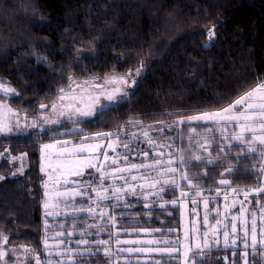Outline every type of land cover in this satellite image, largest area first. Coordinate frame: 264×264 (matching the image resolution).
I'll return each instance as SVG.
<instances>
[{"label": "trees", "instance_id": "1", "mask_svg": "<svg viewBox=\"0 0 264 264\" xmlns=\"http://www.w3.org/2000/svg\"><path fill=\"white\" fill-rule=\"evenodd\" d=\"M210 29L215 32L212 43ZM141 62L144 73L118 107L106 106L76 124L62 122L52 129L0 136V154L8 150L27 157L21 175H12L8 161L0 160V175L6 177L0 181V231L9 243L39 252L44 247L42 143L61 137L79 140L135 124H171L180 116L226 107L260 82L264 0H0V80L15 90L8 102L20 110L34 113L41 103L50 105L57 90L72 80L123 75ZM182 126L187 131L209 124ZM61 130L65 133L59 134ZM219 144L215 141L212 148ZM233 145L227 159L216 165L185 166L196 187L212 191L221 179L240 188L259 183L258 153H242L239 144ZM211 155L215 158L217 153ZM227 167L234 170L226 173ZM259 197L264 201V194ZM144 204L140 199L120 206L119 227L166 232L177 226L178 205L156 202L145 208ZM232 251L229 247L198 251L193 261L241 264L239 251L231 255ZM106 259V254L92 257L96 264H106ZM167 262L160 257L149 264Z\"/></svg>", "mask_w": 264, "mask_h": 264}, {"label": "rangeland", "instance_id": "2", "mask_svg": "<svg viewBox=\"0 0 264 264\" xmlns=\"http://www.w3.org/2000/svg\"><path fill=\"white\" fill-rule=\"evenodd\" d=\"M136 69L132 71L134 72ZM144 71L145 69L143 68L141 75ZM126 73H129V71ZM112 76H107L106 78H111ZM106 78L87 80V84L84 83L85 81L76 82L72 80L70 85L73 91H69V96H75L76 99L73 100L70 98L64 101V103H75L78 106L86 104L88 102L89 92L95 94L96 87L91 86L93 83L102 84V86L109 91L113 87L118 86L106 83ZM0 83H3L5 86L9 85L2 80H0ZM78 83L82 88L74 87ZM68 87L66 89H68ZM132 89L133 88L129 89V92ZM11 93L0 90V104H2V106H0V123H7L9 126L13 127L14 131L11 133L0 132V136L19 133L15 130L17 123H19L21 127L42 123L43 116H49L52 119L58 118L60 124L62 122H73V120L78 121L86 118L75 116L72 117V119H69L67 115L58 116L53 112L51 107L46 109L38 108L36 112L28 113L14 107L8 102ZM106 106L109 105H105V107ZM175 120H177V118ZM58 125L46 124L43 128H40L39 126L34 129L26 128L25 132L44 128L52 129ZM159 125V123L155 125L135 124L128 128H121L112 132H102L100 133L101 135L99 138H97L95 134H90L85 135L79 140H73L71 137H61L54 138L44 143H54L57 140L68 141L65 146L69 149H72L81 143L93 145L99 144L101 147L95 154L98 159H94L93 163H96L98 166L104 164L103 170L105 172H112L113 168H131L132 164H152L153 161L157 159L162 160L165 163L168 159L178 160L179 153L177 152V149L182 147L186 148L188 146V133L195 128L192 127L186 131L182 125H176L169 128L170 124H167L164 126L163 132H158L156 129L160 127ZM149 126L152 127L149 128ZM226 128L227 131L221 134L218 126L209 124V126H206L203 129H195L196 135L194 136V139H203L204 135H207L209 138L215 136V141L221 143V135L227 136L233 134L234 131H237L234 124L226 125ZM143 131H149L154 143L163 146L154 147L149 145L147 143V138L143 136ZM58 133L63 134L65 132L61 130ZM133 133H135V135H132ZM181 136H183V139H181ZM85 137H87V139H84ZM109 142H115L113 148L107 147ZM214 142H212V146ZM125 143L129 145L127 148L123 146ZM233 143L237 144L236 142ZM58 150V148H54L49 151L56 152ZM105 152L109 156L108 161H104L103 159ZM145 152L148 153L147 156L143 155ZM161 152L164 154L163 156L158 155ZM169 153H172L173 155L169 156ZM256 153L259 155L260 166H257V168L260 171L261 167H264V157H261L259 151ZM22 154L25 153L12 155L8 150H4L0 154V160L4 158L8 161L11 167V174L17 173L16 175H21L26 170L27 157L26 154L23 156ZM39 154L41 167V150H39ZM125 155L128 157L127 162L123 160ZM13 157H22V159L13 160ZM69 158L74 159L75 157ZM112 160H116L117 163L112 165ZM53 163H55V161H53ZM21 165H23V170L22 172H18L17 170L21 168ZM171 167L181 166L173 164ZM160 170V168H137L131 169L130 172L121 173L120 175H123L124 180L119 179L117 176L115 178L114 186L122 187L126 180L128 184L136 185L137 194L127 195L125 199L120 202L114 200L101 201L100 209L117 217L120 206L125 207V204L130 206L132 203H135V201L140 199L144 200L147 204H155L158 202L161 204L170 203L171 205H178L180 208L179 222L177 226L170 229L171 231L168 230L165 232L153 228L124 230L119 227L117 219L115 224H109L106 222V217L105 219H100L99 216L90 217L86 212L73 213L72 208L64 207L63 202H61L59 208L55 209V212L58 214L47 216V210L44 208L46 200L49 205H54L56 203V200L54 199L56 192L65 190L58 185L53 187L52 182H48V188L46 189L44 187V200L42 204L44 212V247L42 251L39 252L24 244L9 243L7 235L0 231V234H2L0 235V252L6 253L5 256L0 257V264H37V257L39 258L40 264H58V262L68 264L70 259L69 253H71V257L78 261L79 264H96L95 260H92V257L96 256V254H105V248L108 249L106 264H149L159 260L160 257L164 258L165 261H168V264H185L186 259L187 264H194V254L198 251L217 247H229L233 249L231 255H234L235 250H238L240 256H242L241 264H264V201L259 197V195L264 194V192L254 191L255 189L264 188V172L260 171L259 183L254 187L240 188L230 186L229 183L220 184L218 182L217 187L212 191L198 188L193 182L189 185L187 180L181 179V172H177L174 178L177 181L178 187L173 188L167 186L166 190L159 196L149 195V198L146 200L144 194L156 193L159 191L157 188L149 189L148 184L153 182V179L156 177V172ZM185 170V166L181 167V171ZM89 171L95 173V169H85V173ZM43 173L45 174L44 183L47 181V176L49 174L59 176V173ZM133 176L137 177L135 181H132L131 179ZM142 177H147V180L142 179ZM167 178L168 177H162L161 179ZM60 179L63 180V177H60ZM68 179L69 181L73 179L86 180L89 179V177L87 175L83 177L69 176ZM96 183H98V180ZM142 184L144 185L143 189L139 187V185ZM112 185L113 178L109 177L105 182V186L108 187ZM70 186L74 187L75 185ZM217 189H219V191H217ZM46 191L48 192L47 197H45ZM246 192L248 193L247 196H245ZM89 194L95 199L94 192L89 191ZM172 201H175V203L173 204ZM205 201H207V207H205ZM75 204L77 207L81 204L87 207V198L76 197ZM93 206L95 207V205ZM205 217H207V219H205ZM234 217L235 220H233ZM217 221H219V223H217ZM253 221H255L257 239L260 242L257 248H253L251 244V227ZM233 223L236 225L235 233L232 232ZM88 224L94 225V227L88 229V235L82 236L81 233ZM101 228L103 230H101ZM226 231L229 233L227 246L225 245L224 237V232ZM123 233L127 235H121ZM205 234H207V236H205ZM84 239L89 241L88 245L78 244V241ZM100 240H107L109 241V244L97 245L95 242ZM205 240H207V245L205 244ZM233 240L236 241L235 244L232 243ZM117 241L120 243L118 244ZM149 241H160V243H148ZM164 241L170 243L165 244ZM197 244L200 245L199 250L196 249ZM165 247L178 248L179 252L175 256L169 257L163 252L147 251V249ZM187 248H191V251L188 253V256L185 257L184 253ZM137 249H145V251H136ZM257 251H259L258 255L256 254ZM81 252H83V255H80ZM254 255L256 256L255 258H253ZM255 260L259 263L255 262Z\"/></svg>", "mask_w": 264, "mask_h": 264}, {"label": "snow or ice", "instance_id": "3", "mask_svg": "<svg viewBox=\"0 0 264 264\" xmlns=\"http://www.w3.org/2000/svg\"><path fill=\"white\" fill-rule=\"evenodd\" d=\"M215 27V26H214ZM209 43L214 42L215 40V32L213 29H210L208 32ZM207 47V45H205ZM41 61L46 62L47 57H40ZM144 68L143 62H141V67L137 68L134 72L132 70L129 73H126L123 76H112L111 78H106V83H111L114 85H118L113 87L110 91L105 89L102 85H97L95 89V94L89 92L88 102L83 106H78L75 103L65 104L64 101L68 99L75 100V96H69V91H73L71 89V85H69L68 89L61 87L57 90L56 99L52 101V103L44 104L41 103L39 108L46 109L51 107L54 113L58 116L67 115L69 119L72 117L80 116V117H93L99 114L100 109L104 108L105 105H115L119 106L121 103L127 101L130 96L129 89L134 88L138 83V78L141 75V72ZM135 77V78H132ZM72 80L71 77H69ZM85 84L88 82L85 81ZM77 88H82L81 85L77 84ZM0 90L5 92H15L14 89L10 87H6L3 83H0ZM83 90V89H82ZM221 103L223 101H220ZM2 106V104H0ZM194 122H203L204 124L216 125L219 128L221 134L227 131L226 125L234 124L237 131H234L231 135H221V143L215 148H212V142L215 141V136L211 138L204 135L203 139H194L196 135L195 129H192L188 133V146L186 148L182 147L177 149L179 153L178 160L168 159L165 163L162 160H154L152 164H132L131 168H113L112 172H105L104 164H100L99 166L96 163H93L94 159H98L95 155L100 149L99 144H79L74 148L69 149L65 145H67L68 141H55L54 143H44L40 146L41 150V167L40 171L45 173H59V176H53L49 174L47 176V181L44 183V187L48 188V182H52L53 187L59 186L63 187L64 191H57L54 199L56 203L54 205H49V203H44V208L47 210V216H53L58 213L55 212L56 208L60 207L61 202L64 203V207H71L72 212H86L90 217L99 216L100 219H106V222L109 224H115L117 217L106 213L103 209H100L101 201H116L120 202L125 199L127 195H136L137 187L135 184H128L125 180L124 186L116 187L115 178L118 176L119 179L124 180L123 175H120L124 172H130L131 169H143L150 168L156 169L160 168L161 170L156 172V177L153 179V182L148 184L149 189L157 188L159 189L156 193H146L144 194V198L147 200L149 195L159 196L166 190L167 186L178 187L177 181L174 176L177 172H181V179L187 180L188 184L191 185L193 182V178L187 175L186 170L181 171V167L183 166H191L193 162L200 164H213L216 165L219 162L227 159V153L231 151L233 148V142H236L241 146V152L247 153L252 152L256 153L259 151L261 157H264V76L260 77V82L256 83L254 87L249 90L243 92V94L239 95L232 103H229L226 107L211 110V111H203L194 115H185L180 116L177 120L172 121L169 125V128H172L176 125H188ZM73 123L76 124V121L73 120ZM131 123V122H129ZM46 124H60V120L52 119L49 116L42 117V123L25 125L21 127L19 123H17L15 130L21 134L25 132L26 128H43ZM160 127L156 129L158 132L164 131V121L159 122ZM78 126V125H77ZM152 126H149L151 128ZM211 130V129H210ZM13 127L9 126L7 123H0V132L11 133L13 132ZM97 138L100 137V133L95 134ZM110 135V134H104ZM132 135H135L133 133ZM143 136L147 138V143L151 146H163L156 145L153 141V138L150 136L149 131H143ZM84 139H87L85 137ZM183 139V136H181ZM115 142H109L107 147L113 148ZM127 148L129 145L125 143L123 145ZM58 148L59 150L56 152H51L49 150ZM212 151L217 153L215 158H211ZM25 154H22V156ZM144 156H147L148 153H143ZM158 155L163 156L164 154L161 152ZM173 155L169 153V156ZM69 157H75L74 159H70ZM13 160L22 159V157H13ZM104 161L109 160L108 154L105 152L103 156ZM123 160L127 162L128 157L125 155ZM55 161V163H53ZM117 163L116 160H112V165ZM177 164L181 167H171V165ZM85 169H95V173L89 171L85 173ZM23 165L18 169V172H22ZM234 169L232 167L225 168L226 173L232 172ZM261 172H264V167H261ZM17 173H12V175H16ZM87 175L89 179L79 180L73 179L69 181L68 177H83ZM199 173H197L196 178H199ZM63 177V180L60 179ZM112 177L113 185L105 186L106 180ZM162 177H168L167 179H161ZM6 177L4 175H0V181L5 180ZM132 181H135L137 177L133 176ZM142 179L147 180V177H142ZM98 180V183L96 181ZM220 184H228L229 181L226 179H221L219 181ZM70 185H75L74 187ZM141 189L144 188V185H139ZM89 191L95 193V199L89 194ZM219 191V189H217ZM254 191L264 192V188L255 189ZM248 193H245L247 196ZM48 196V192H45V197ZM76 197H86L87 198V207L81 204L79 207L75 204ZM174 204L175 201H172ZM95 205V207L93 206ZM118 206V204H117ZM128 205L125 204V207ZM151 205L145 203L144 207L149 208ZM164 207V205H161ZM205 207H207V201H205ZM121 215H123L121 213ZM207 219V217H205ZM235 220V217L233 218ZM219 223V221H217ZM94 227V225L88 224L85 226L84 231L81 233L82 236L88 235V229ZM101 230H103L101 228ZM147 231V230H144ZM171 231V230H170ZM236 225L233 223L232 232L235 233ZM247 234V230H246ZM2 235V234H0ZM60 235V234H58ZM207 236V234H205ZM225 237V245L228 244L229 233L224 232ZM6 239V238H5ZM97 245H108L109 241L100 240L95 242ZM119 244L120 242L117 241ZM148 243H160V241H149ZM165 244L170 242L164 241ZM233 244L236 243L235 240L232 241ZM259 241L257 239V229L255 225V221H253L251 227V244L253 248H257L259 245ZM78 244L88 245L89 241L84 239L78 241ZM205 244L207 245V240H205ZM196 249H200V245H196ZM136 251H145V249H137ZM147 251H156L163 252L167 254L169 257L175 256L179 249L175 247H165V248H155V249H147ZM191 251V248H187L184 255L188 256V253ZM105 254H108V249L105 248ZM259 254V251L256 253ZM6 253L0 252V257L5 256ZM83 255V252L80 253ZM69 262L68 264H79L74 258L71 257V253H69ZM37 264H40L39 258L37 257ZM58 264H63V262H58ZM185 264H187V259L185 260Z\"/></svg>", "mask_w": 264, "mask_h": 264}, {"label": "water", "instance_id": "4", "mask_svg": "<svg viewBox=\"0 0 264 264\" xmlns=\"http://www.w3.org/2000/svg\"><path fill=\"white\" fill-rule=\"evenodd\" d=\"M79 84V83H78ZM80 85V84H79ZM97 85H102V84H99V83H93L91 84V86L93 87H96ZM6 87H9V86H6ZM74 87H77V84L74 86ZM9 93V92H8ZM11 93V92H10Z\"/></svg>", "mask_w": 264, "mask_h": 264}]
</instances>
